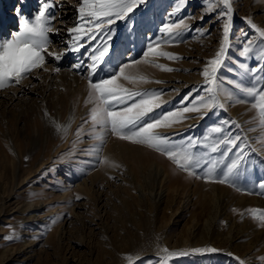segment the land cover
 I'll return each instance as SVG.
<instances>
[{"label": "rangeland", "instance_id": "rangeland-1", "mask_svg": "<svg viewBox=\"0 0 264 264\" xmlns=\"http://www.w3.org/2000/svg\"><path fill=\"white\" fill-rule=\"evenodd\" d=\"M231 2L234 5L233 38L243 29L248 33V38H251L253 30L246 23V18L252 19L253 23L264 29V0ZM17 3L18 0L13 1L10 12H13ZM209 4L214 9L211 13L207 11ZM216 4L217 0H186V6L171 17V20L178 21L184 17L185 23L194 28L208 29L210 35L201 37L197 32L185 30V35L176 43H162L158 48V51L175 55L177 60L149 57L148 62L142 60L125 69V75L143 76L152 82L131 83L119 79L117 83L130 91H162V108L156 111L178 107L183 97L190 92L197 99L206 95L201 91L197 96L193 90L204 85L200 73L206 62L214 58L222 40V21L217 18L222 5L216 7ZM147 6L145 15L138 13L137 17H132L137 25L136 32L131 36L135 44L128 45L130 50L136 49L137 55L133 57H140L144 51L138 47V43L141 44L142 41L145 49L147 39L160 35L159 27L169 23V14L176 9V0H148ZM189 16L194 18L188 19ZM201 16L204 17L203 20L200 19ZM15 22L18 26L17 18ZM117 26L120 29V45L123 46L129 36L128 29L125 23ZM18 30L19 27H16V31ZM141 32L145 35L143 39L138 35ZM49 36L50 39L54 37L53 34ZM10 37L11 34L8 38ZM253 40L257 44L261 43L258 35ZM244 43L245 41L230 49L220 72L224 89L240 96L243 94L234 87V83L249 84L250 76L244 74L240 65L259 67L264 63L259 61L255 51L247 57H241L240 51ZM155 62L172 68L173 71L165 72L153 67ZM58 88L63 97L67 96L62 87ZM68 96L69 109L78 118L68 124V129L60 135V145L66 142V146L52 151L49 136L38 137L37 143H31L32 140L18 142L21 146L28 143L33 151L21 157L23 163L19 168L20 175L34 169L40 159L45 164L4 207H1L0 201V264H128L136 257H141L136 264H158L159 257L165 255L162 249L190 253L183 264H240L242 260L243 264H264L261 259L264 257V225L253 218L250 211H264V195L251 194L260 193L262 190L258 185L264 182V130H261L256 109L250 104L223 99L228 105L226 109H217L203 120L187 119L188 122L183 123L184 127L182 123L178 125H182L180 131L177 124L166 127V130H163L164 127L157 129L161 135L170 136L179 144L186 142L190 136L202 138L210 127L219 124L221 120H235L241 127L233 126L231 131L247 137L250 145L245 149V165L235 178L237 187L246 189L239 191L226 184L206 183L190 176L178 169L166 156L110 134L106 136L103 145L108 147L114 141L124 149L126 158L115 163L107 158L97 160L90 153L98 142L89 135L77 138L78 129L82 132L90 129V124L83 123L92 107L85 104L87 88L77 89L71 94L68 92ZM244 98L250 99L246 96ZM61 106L63 116L65 104ZM191 114L197 116L196 113H188V116L192 117ZM57 124L64 128L65 123L56 122L49 134L57 130ZM40 135L44 133L38 136ZM194 151L203 155L206 150L197 147ZM131 154L136 158H132ZM105 159L108 163L99 162ZM217 159L218 154L209 153L205 156V162L209 166L212 160ZM10 160V154L0 151V161L4 163L0 167V197L4 199L11 193L15 182L13 168L8 164ZM84 183L91 188L80 190V185ZM160 189L164 190L166 198L159 208L149 203H137L135 196L139 190L153 193ZM99 197L106 209L97 214L95 201ZM215 202L219 209L218 216L212 219L209 208H213ZM28 204H38L40 209L33 217L25 220L21 209ZM71 212L73 216L70 215ZM190 230L197 234L193 246V241L188 237ZM9 236L13 239H5ZM198 248H214L218 251L192 253L193 249ZM129 256L131 260L128 259ZM180 257L170 258L169 264H181ZM245 258H249L250 262Z\"/></svg>", "mask_w": 264, "mask_h": 264}, {"label": "snow or ice", "instance_id": "snow-or-ice-1", "mask_svg": "<svg viewBox=\"0 0 264 264\" xmlns=\"http://www.w3.org/2000/svg\"><path fill=\"white\" fill-rule=\"evenodd\" d=\"M26 0H18L14 7V15L18 18L19 30L12 33L10 38L0 40V89L19 85L22 80L27 79L35 70L43 69L47 56L53 57L57 66L52 67V72L62 71L59 62L70 51L80 54L77 62L71 65L82 78L87 79V99L85 104L92 105L88 118L84 124H90L87 132L77 130V138L89 135L96 143L91 152L99 160L103 144L107 135L127 141L134 145L146 146L161 155L166 156L178 169L187 172L188 175L201 179L206 183L226 184L239 191L235 178L240 175L241 168L247 159L246 148L247 137L239 133H233L231 128L241 126L235 120H221L219 124L210 127L208 133L202 138L187 137L186 142L176 143L170 136L161 135L157 129L172 127L184 123L187 119L203 120L206 116L217 109H226L228 106L223 99L235 101L236 103L250 104L259 114L261 130H264V63L259 67H249L241 64L240 68L246 76H249V84L234 83V87L243 96L235 92L226 91L222 85L220 76L221 69L225 65L227 54L230 51V35L233 28V6L230 0H217L216 7L222 5L217 12V18L222 21V40L219 50L214 58L208 60L200 75L203 77L204 85L194 89L197 96L201 91L206 95L193 97L191 92L185 95L178 107L168 108L167 111H156L162 108L163 102L160 97L164 94L159 90L130 91L117 83L119 79L128 80L131 83H149L145 77H133L125 75V69L132 64H139L143 60L148 62L149 57H164L169 61L178 58L164 51H158L162 43H176L185 30L197 32L201 37L210 35L208 29L194 28L185 23V18L178 21L171 17L180 12L186 6V0H176V9L169 14V23L159 27V36L147 39L145 50L140 57L131 56L129 44H135L131 36L136 32V22L132 19L134 13L148 3V0H77L76 9L78 18L76 22L67 28L70 39L67 46L61 50H55V42L50 39L49 34L59 33L60 29L54 28L55 15L50 11L54 7V0H41V6L37 14L28 18L24 14ZM209 13L214 11L211 4L207 9ZM194 17L189 16L188 19ZM203 16L200 17L203 20ZM63 23V21H61ZM125 23L129 36L124 43V51L117 54L116 42L120 39L117 25ZM246 23L258 35L261 43L246 37L243 44L241 57H247L254 51L259 56V61L264 62V29L259 28L252 19L246 18ZM95 42V43H93ZM52 47L54 50L49 51ZM83 50V51H82ZM124 58H127L126 61ZM162 71L170 72L172 68L153 63ZM158 82V81H157ZM174 91V90H173ZM244 96L250 98L245 99ZM196 113L197 116L189 117L186 114ZM47 116V113H45ZM190 127H195L191 126ZM61 130L59 124L56 125ZM83 124L81 125V129ZM253 130V129H250ZM197 147L205 149L204 154L194 151ZM209 153L218 154L219 159L212 160L210 166L205 162V156ZM100 163H108L101 160ZM203 173V175H201ZM258 187L264 195V182ZM253 218L258 219L264 225V211L259 209L250 210ZM5 239L12 240L9 236ZM165 253L158 264H169L172 257L189 255L187 251ZM214 248L193 249L192 253H215ZM131 260V256L128 257ZM264 260V257L261 258ZM243 264V261L240 262Z\"/></svg>", "mask_w": 264, "mask_h": 264}, {"label": "bare ground", "instance_id": "bare-ground-1", "mask_svg": "<svg viewBox=\"0 0 264 264\" xmlns=\"http://www.w3.org/2000/svg\"><path fill=\"white\" fill-rule=\"evenodd\" d=\"M13 1L14 0H0V40L8 38L10 34L16 32V27H18L16 26V22H15V18L17 17L14 15V12L12 11L10 12L9 10V8L12 7ZM54 5H55L54 7L50 8V11L56 17V19L52 23L54 25V28L60 29V31L59 33L53 34L54 37L52 38V40L55 42L54 44L55 50H61L66 48L67 42L70 39L67 33V28L69 26H72L78 18V13L76 11L78 4H77V0H54ZM40 6H41V0H26L24 6V14L28 18H32L34 17L35 14H37ZM232 6L234 5L232 4ZM147 7H148L147 4L141 6L134 13L133 19L135 18V16L137 17V15L139 14L145 15V12L147 11ZM233 12H234V7H233ZM61 21H63V23H61ZM245 31L246 30L244 29L241 30L238 33V35H236V37L234 38L232 37L233 35L231 31L230 49L235 48L236 45L240 46V44L246 40V37L244 36ZM251 34H252L251 38L253 39L257 38V34L254 31ZM138 35L139 37L140 36L142 37L141 39L145 37L143 32L139 33ZM120 42H121L120 39L116 42L117 54L124 49L123 47L124 45L121 46ZM138 44H139L138 45L139 48L145 50L144 47L142 46L143 45L142 41L141 44L140 43ZM52 50L54 49L50 47L49 51ZM130 51H131V56L137 55L136 49L133 48ZM43 54L46 56L47 63L45 66L48 68V71H44L43 69H37L27 79L22 80L19 85L14 84L13 86L0 89V124L2 125V129L0 130V139H1L0 151H5L11 155L12 160H10L8 164L13 168V179L15 181L11 193L7 195L6 199L0 197L1 207H4L6 202L9 201V199L11 200L12 196L18 190L23 188L31 177L37 175L38 171L41 168H43L45 164L43 160L40 159V161L34 165V169L27 171L23 175H20L19 168L20 165H22L23 163L21 157L27 152L28 154H31L29 152L30 151L33 152V151L28 146V143L24 144V146H21L19 143L20 142L24 143L27 140L28 141L32 140L31 143H37L39 141L38 137L49 136L48 140L50 141L52 151H54L55 149L59 150L60 148L66 146L67 144L66 142L63 145H60L59 142L60 135L61 133H63L65 130L68 129L69 127L68 124H71V122H73L75 119L78 118V115H75L74 113H72V110L69 109L68 92L71 94L77 89L87 88V84H88L87 79L82 78L80 74H78L75 70L71 68V65L74 62L78 61L80 54L69 51L58 64V66L61 67L62 69V71L59 73L52 72L51 70L53 66H57V62L53 59V57L47 56L46 53ZM124 59L126 61L127 58ZM58 86L62 87L63 91L67 92L66 94L67 96L63 97V94L59 93L60 90ZM194 88H196V86ZM62 104H65V114H63V116L61 113ZM45 113H47V116L45 115ZM190 116H192V114ZM56 122L65 123V125L63 126L64 128H61L60 131L58 130L54 132L51 131V133L49 134L48 132L50 131L52 125ZM185 122H188V120H186ZM178 125L179 124H177V126ZM181 126H178V131H180L179 129H182ZM184 126L185 125H183V127ZM170 129H175V128H170ZM163 130H166V127H164ZM42 132L44 133V135L38 136ZM109 144L110 145L108 147L106 145H103L102 151L99 154V159L107 158L108 160L115 163V162H119L121 159L124 160L126 158L125 156L126 152L122 147L116 145L114 141L110 142ZM90 154H92L93 157L96 158V156L92 152ZM130 156L132 158H136L132 154ZM3 164H4L3 161H0V167ZM160 172L164 174L162 170H160ZM70 188L72 189V187ZM86 188H91V186L89 187L88 184L86 185V183H84L82 186L80 185L79 187L80 190H84ZM31 190H33V188H31ZM135 198L138 200L137 203L139 204L149 203L155 208H159L165 202L166 193L164 192V190L161 189L159 192H153V193L151 191H149L148 193H143L141 190H139ZM95 205L97 207V214H99L101 210H103L106 206L103 204V201L100 199V197L95 201ZM217 206L218 205L215 202L213 208L211 207L209 208V214L211 215L212 219H215L218 216ZM39 209L40 207L38 204H34V205L28 204L25 208L21 209V214L22 216H24L25 220L30 219ZM212 210L213 212L211 213ZM71 214L72 212L70 213V215ZM97 216L99 217V215ZM188 237L190 238V240L193 241L191 246L195 245L197 234L195 233L194 230L189 231ZM237 241H239V239L236 240V242ZM189 255H186L183 258L181 257L179 258L181 264H183V262ZM160 258L161 257H159V260ZM140 259L141 257H136L132 259L128 264H136ZM246 260L249 261L250 259L247 258Z\"/></svg>", "mask_w": 264, "mask_h": 264}]
</instances>
